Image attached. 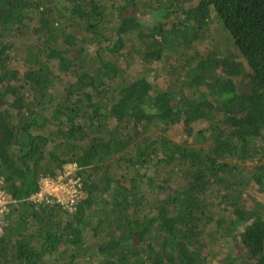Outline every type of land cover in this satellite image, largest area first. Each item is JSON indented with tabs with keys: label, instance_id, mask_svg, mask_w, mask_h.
I'll list each match as a JSON object with an SVG mask.
<instances>
[{
	"label": "trees",
	"instance_id": "16d2710c",
	"mask_svg": "<svg viewBox=\"0 0 264 264\" xmlns=\"http://www.w3.org/2000/svg\"><path fill=\"white\" fill-rule=\"evenodd\" d=\"M0 192V264H264V0H0Z\"/></svg>",
	"mask_w": 264,
	"mask_h": 264
},
{
	"label": "built area",
	"instance_id": "2783aa9c",
	"mask_svg": "<svg viewBox=\"0 0 264 264\" xmlns=\"http://www.w3.org/2000/svg\"><path fill=\"white\" fill-rule=\"evenodd\" d=\"M70 173L71 171L67 172L65 176H69ZM83 196L82 185L78 179L63 182V178L60 177L58 181H43L40 190L32 198L37 202L59 204L69 210ZM5 203V198L0 192V212L4 209Z\"/></svg>",
	"mask_w": 264,
	"mask_h": 264
},
{
	"label": "rangeland",
	"instance_id": "374dc122",
	"mask_svg": "<svg viewBox=\"0 0 264 264\" xmlns=\"http://www.w3.org/2000/svg\"><path fill=\"white\" fill-rule=\"evenodd\" d=\"M197 127H198V125H196V128H197ZM196 128H195V129H196ZM181 139L185 140L186 137H184V135H183V136H180V135L172 136V140H174L175 142H178V141L181 140ZM188 141H189V142H192V139H189V138H188ZM70 171H71V170H70ZM70 171H68V172H70ZM255 197H257V199H261V198H262V196H259L258 193H255Z\"/></svg>",
	"mask_w": 264,
	"mask_h": 264
}]
</instances>
